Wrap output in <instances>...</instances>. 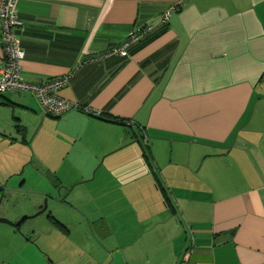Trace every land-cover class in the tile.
<instances>
[{
    "label": "crops",
    "instance_id": "0c3cea01",
    "mask_svg": "<svg viewBox=\"0 0 264 264\" xmlns=\"http://www.w3.org/2000/svg\"><path fill=\"white\" fill-rule=\"evenodd\" d=\"M15 6L21 76L70 74L58 94L82 108L0 93V140L18 150L0 161V193L18 196L0 216L63 199L20 224L22 245L46 264H264V0ZM152 23L128 58L106 55Z\"/></svg>",
    "mask_w": 264,
    "mask_h": 264
},
{
    "label": "built area",
    "instance_id": "2783aa9c",
    "mask_svg": "<svg viewBox=\"0 0 264 264\" xmlns=\"http://www.w3.org/2000/svg\"><path fill=\"white\" fill-rule=\"evenodd\" d=\"M182 2H177L166 8L155 23H166L171 15L180 10ZM154 27L148 24L142 28L131 30L118 44L112 46L107 56L129 57V48L142 40ZM20 20L15 6V0H0V39L2 51V66L0 68V93L18 90L32 93L42 111L52 116H61L72 109H82L74 101L61 97L58 92L63 88L70 74L40 81H27L21 76V61L24 50L19 38Z\"/></svg>",
    "mask_w": 264,
    "mask_h": 264
},
{
    "label": "rangeland",
    "instance_id": "374dc122",
    "mask_svg": "<svg viewBox=\"0 0 264 264\" xmlns=\"http://www.w3.org/2000/svg\"><path fill=\"white\" fill-rule=\"evenodd\" d=\"M17 152L18 150L15 148V146H11L7 142H3L0 140V161L5 165H7L5 162H8L9 164L12 163V161L18 156L16 155ZM17 197V195H10V197L8 198V196L4 197L3 194L0 193V203L1 201H13V199H16ZM10 209H13V207L10 206ZM33 219H27L26 221L31 222V220ZM11 227V225L0 222V264H46V261L43 262L42 255H38L36 253L33 245H29L26 247L22 245L23 243H21V238L25 239L29 235L28 230L26 231L24 229L15 228L18 234L17 235L1 229ZM21 245L24 248H22Z\"/></svg>",
    "mask_w": 264,
    "mask_h": 264
},
{
    "label": "water",
    "instance_id": "95a60500",
    "mask_svg": "<svg viewBox=\"0 0 264 264\" xmlns=\"http://www.w3.org/2000/svg\"><path fill=\"white\" fill-rule=\"evenodd\" d=\"M6 183L5 182H0V186H3L5 189H7V186L5 185ZM10 189V188H8ZM11 189H14V188H11ZM59 195V194H58ZM48 198H52L54 200H58V201H62L63 199L60 198L59 196H53V195H46L45 199H44V202H43V206L38 209L35 213L31 214V215H26L24 217H22L19 221L17 222H14V221H11L10 219L6 218V217H0V222H3V223H6L8 225H11L12 227L14 228H17L19 229V226L20 224L27 220V219H33L35 217H37L38 215L42 214L46 209H47V199Z\"/></svg>",
    "mask_w": 264,
    "mask_h": 264
},
{
    "label": "trees",
    "instance_id": "16d2710c",
    "mask_svg": "<svg viewBox=\"0 0 264 264\" xmlns=\"http://www.w3.org/2000/svg\"><path fill=\"white\" fill-rule=\"evenodd\" d=\"M147 147H148L147 145H146V147H144V150H145L144 156H145V157H147V155H146V151L148 150V148H147ZM156 183H157V186H158V188H160V189H161V191H163V192L165 193V191H164V189H163L162 185H161V184H159V181H158V180L156 181Z\"/></svg>",
    "mask_w": 264,
    "mask_h": 264
},
{
    "label": "flooded vegetation",
    "instance_id": "af4514ba",
    "mask_svg": "<svg viewBox=\"0 0 264 264\" xmlns=\"http://www.w3.org/2000/svg\"><path fill=\"white\" fill-rule=\"evenodd\" d=\"M43 206V205H42ZM19 221V220H18Z\"/></svg>",
    "mask_w": 264,
    "mask_h": 264
}]
</instances>
